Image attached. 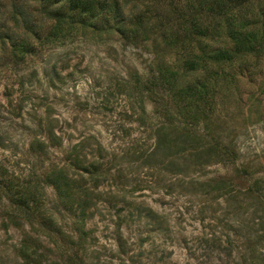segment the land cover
I'll return each mask as SVG.
<instances>
[{"label": "rangeland", "instance_id": "obj_1", "mask_svg": "<svg viewBox=\"0 0 264 264\" xmlns=\"http://www.w3.org/2000/svg\"><path fill=\"white\" fill-rule=\"evenodd\" d=\"M107 1L80 22L0 0V264H235L259 235L264 250L245 195L264 179V51L221 68L188 119L181 85L153 78L189 74L159 30L187 0ZM225 45V29L195 44Z\"/></svg>", "mask_w": 264, "mask_h": 264}, {"label": "trees", "instance_id": "obj_2", "mask_svg": "<svg viewBox=\"0 0 264 264\" xmlns=\"http://www.w3.org/2000/svg\"><path fill=\"white\" fill-rule=\"evenodd\" d=\"M36 1L42 5H54L56 13H62L61 16L64 17L73 16L80 22L85 19H93L101 12L109 10L110 7L107 0ZM55 17L57 18V16ZM178 19L167 21L166 25L159 30L162 32L161 37L164 38L163 41L166 45L179 49L181 54L176 59L181 62L182 68L179 69H185V72L189 74H183V78L179 82L176 79L175 71H172V64L163 63L162 67L157 69L160 75L153 78H160L161 82L169 86V89H177V86L181 85L180 90L175 94L183 95V103L187 102L191 111L187 113L188 119L194 118L195 120L197 114L195 117L191 114L192 102L200 95H205L204 90L207 89L208 82H217V73L223 70L221 68L237 63L238 59V63H241L248 57L258 56L264 51V0H257L256 3L253 0H187L186 7L179 13ZM140 20L136 24H132L130 21L129 23L138 26ZM220 22H224L225 27L222 28ZM222 29H225L227 45L216 48L208 58L200 56L201 51L195 44H201L207 37L209 39L218 37L219 31ZM212 68L216 70L214 74L210 72ZM207 69L210 73H205ZM218 156H220V160H226L228 153L223 152ZM241 171L244 174L247 172L246 168ZM249 174L247 172V175ZM246 178L250 180V185L247 187L245 195H250L257 200V207L254 206L252 214L256 210L263 212L264 179L257 177L251 180L247 176ZM220 188L223 186L216 187V189ZM234 192L236 193V191ZM234 196L233 194L231 198ZM231 200L233 201V199ZM238 207L237 205L235 212H239ZM245 237L247 240L245 252L240 257L241 260L235 264H264V250L256 247V243H260L263 237L261 235L257 239L250 236ZM252 239L254 240L252 241ZM22 256L25 258L26 253H22ZM67 264H74V262L70 259Z\"/></svg>", "mask_w": 264, "mask_h": 264}]
</instances>
